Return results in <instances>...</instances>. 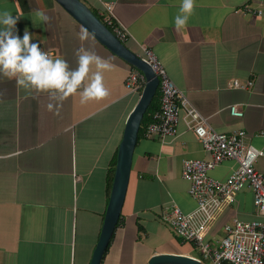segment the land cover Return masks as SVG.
I'll list each match as a JSON object with an SVG mask.
<instances>
[{"label":"crops","instance_id":"obj_1","mask_svg":"<svg viewBox=\"0 0 264 264\" xmlns=\"http://www.w3.org/2000/svg\"><path fill=\"white\" fill-rule=\"evenodd\" d=\"M80 1L100 17L106 14L104 5L111 4L113 19L126 35L123 44L139 57L142 47L150 49L212 129L242 130L248 144L261 146L257 134L264 131V0H196L194 15L179 31L174 18L181 0ZM246 6L263 14H251ZM5 11L19 17L18 35L27 28L33 42L63 57L70 68L77 67L81 48L107 59L112 67L103 73L109 95L86 104L78 94L51 100L46 93L25 91L0 77V264H90L117 149L140 94L125 88L129 64L91 35L81 41L84 28L55 1L0 0V13ZM37 11L49 17L47 23ZM233 80H250L252 86L236 89ZM231 105L243 115L231 116ZM208 158L182 121L171 141L139 135L120 221L100 264H147L152 255L161 254L198 259L192 245L196 255L173 245L170 250L148 251L134 263L129 245L135 246L136 232L145 238L161 226L154 219L156 212L144 210L171 202L185 213L195 208L189 183L181 177L182 161ZM235 168L234 161L227 160L209 174L225 180ZM249 192L242 191L244 201ZM240 193L212 224L210 236H221L223 224L238 218L230 207Z\"/></svg>","mask_w":264,"mask_h":264},{"label":"built area","instance_id":"obj_2","mask_svg":"<svg viewBox=\"0 0 264 264\" xmlns=\"http://www.w3.org/2000/svg\"><path fill=\"white\" fill-rule=\"evenodd\" d=\"M104 9L106 14L102 16V23L123 43L126 35L113 19L112 5H104ZM244 10L254 15L263 14L261 9L248 6ZM142 52L140 58L149 64L158 78L159 93V107L151 114L144 137H154L162 142L174 140L177 126L182 121L209 155L206 160L182 161L181 177L189 183L188 195L195 208L185 213L176 205H170L163 218L172 234L181 243L192 245L200 255L197 260L203 264H264V131L257 134L262 140L260 147L248 144L242 130L216 132L174 85L154 53L145 47ZM144 83L142 73L131 69L125 88L128 93H139ZM231 86L249 89L252 81L233 80ZM228 110L231 116L243 115L237 105L229 106ZM227 160L234 161L236 168L225 180L210 176V171ZM244 189L251 192L254 219L231 218L223 224L221 236H210L211 226L224 207Z\"/></svg>","mask_w":264,"mask_h":264},{"label":"clouds","instance_id":"obj_3","mask_svg":"<svg viewBox=\"0 0 264 264\" xmlns=\"http://www.w3.org/2000/svg\"><path fill=\"white\" fill-rule=\"evenodd\" d=\"M195 8L196 0H181L174 18L177 31L187 27ZM36 16L44 23L49 20L42 11H37ZM18 20V16L8 11L0 13V77L15 81L17 87L25 91L46 93L51 100L63 101L78 94L80 103L86 104L109 95L103 73L111 70L110 61L81 48L76 52L77 67L72 69L63 57H54L42 50L39 43L33 42L27 28L22 37L18 35ZM89 35L86 29H82L79 39L87 41Z\"/></svg>","mask_w":264,"mask_h":264},{"label":"water","instance_id":"obj_4","mask_svg":"<svg viewBox=\"0 0 264 264\" xmlns=\"http://www.w3.org/2000/svg\"><path fill=\"white\" fill-rule=\"evenodd\" d=\"M82 28L111 53L142 73L144 86L138 101L129 114L122 139L119 143L114 166L112 185L105 210L100 235L90 260V264H100L120 218L125 200L132 158L137 142L141 120L157 91L158 78L149 64L129 50L102 21L80 0H53ZM147 264H203L187 255H152Z\"/></svg>","mask_w":264,"mask_h":264},{"label":"rangeland","instance_id":"obj_5","mask_svg":"<svg viewBox=\"0 0 264 264\" xmlns=\"http://www.w3.org/2000/svg\"><path fill=\"white\" fill-rule=\"evenodd\" d=\"M131 193V192H130ZM250 193V192H249ZM241 196L239 197V199L231 205L230 209H232L235 214L236 217H238V219L243 220V221H247V220H252L254 219V207L252 204V195L251 194H247V198L244 201V197H242L243 193L241 191ZM132 194H129V197H131ZM129 197L127 198V200L129 199ZM171 203H167V204H163L161 206L156 207L155 211L153 209L151 210H144L142 213L143 214H148L151 211L156 215L155 216V221L157 222V224L161 225L159 226V228H157L154 231H151L149 233H147L146 237L144 238V235H142L141 232H136L137 234V238L135 241V246L133 247V242L131 243V245H129V247L132 248V252L133 254L131 255L130 259L133 260L134 263H137L140 261L141 257L143 255H145L148 251H153V250H170L174 246H178V248H181L183 251L187 250V251H191V253H193V250L189 247L190 244L186 243L183 246H179L176 243V239L174 238L172 231L170 230V228L167 225V222L165 220V218H163L164 215V208L165 207H170ZM152 227L156 226V225H151ZM170 240L171 243H168L167 241ZM189 244V245H188ZM197 257L200 258V255L198 253L197 250H195Z\"/></svg>","mask_w":264,"mask_h":264},{"label":"trees","instance_id":"obj_6","mask_svg":"<svg viewBox=\"0 0 264 264\" xmlns=\"http://www.w3.org/2000/svg\"><path fill=\"white\" fill-rule=\"evenodd\" d=\"M101 21H102V17L100 16H97ZM110 31H112V29L110 27H107ZM129 68L130 69H135L133 68L132 66L129 65ZM141 93V90L139 91V94ZM159 107V93H158V90L155 92L152 100H151V103L149 104L142 120H141V124H140V128H139V131H138V136L139 135H143L144 136V130H145V126L147 125V123L150 121V117H151V114L156 111ZM137 136V137H138ZM114 166H115V161L113 163V169H112V178H113V173H114ZM121 216V215H120ZM120 219V218H119ZM118 219V222L117 224L119 223V220ZM117 226V225H116ZM175 237V236H174ZM176 238V237H175Z\"/></svg>","mask_w":264,"mask_h":264}]
</instances>
